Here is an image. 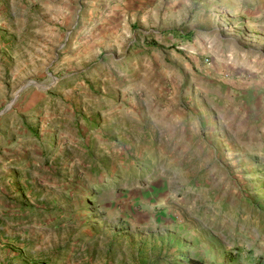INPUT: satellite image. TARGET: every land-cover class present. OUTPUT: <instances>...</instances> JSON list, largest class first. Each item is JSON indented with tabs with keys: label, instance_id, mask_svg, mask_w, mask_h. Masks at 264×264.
Segmentation results:
<instances>
[{
	"label": "rangeland",
	"instance_id": "1",
	"mask_svg": "<svg viewBox=\"0 0 264 264\" xmlns=\"http://www.w3.org/2000/svg\"><path fill=\"white\" fill-rule=\"evenodd\" d=\"M190 259L264 262V0H0V264Z\"/></svg>",
	"mask_w": 264,
	"mask_h": 264
},
{
	"label": "trees",
	"instance_id": "2",
	"mask_svg": "<svg viewBox=\"0 0 264 264\" xmlns=\"http://www.w3.org/2000/svg\"><path fill=\"white\" fill-rule=\"evenodd\" d=\"M168 33L172 34V35H177L175 32L173 31H169ZM180 38H185V39H188L189 38V34H184L182 37L180 36ZM189 263L190 264H200L201 262L198 261V260H192L190 259L189 260ZM233 262L232 261H229L227 262V264H232ZM255 264H264V262L260 261V260H257Z\"/></svg>",
	"mask_w": 264,
	"mask_h": 264
},
{
	"label": "crops",
	"instance_id": "3",
	"mask_svg": "<svg viewBox=\"0 0 264 264\" xmlns=\"http://www.w3.org/2000/svg\"><path fill=\"white\" fill-rule=\"evenodd\" d=\"M175 36V35H174Z\"/></svg>",
	"mask_w": 264,
	"mask_h": 264
}]
</instances>
